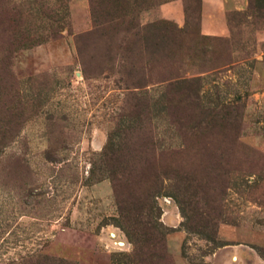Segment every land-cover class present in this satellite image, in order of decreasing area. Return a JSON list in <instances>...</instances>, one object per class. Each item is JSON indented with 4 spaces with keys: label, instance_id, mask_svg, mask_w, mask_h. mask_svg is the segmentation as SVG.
<instances>
[{
    "label": "rangeland",
    "instance_id": "rangeland-1",
    "mask_svg": "<svg viewBox=\"0 0 264 264\" xmlns=\"http://www.w3.org/2000/svg\"><path fill=\"white\" fill-rule=\"evenodd\" d=\"M0 264H264V0H0Z\"/></svg>",
    "mask_w": 264,
    "mask_h": 264
},
{
    "label": "crops",
    "instance_id": "crops-1",
    "mask_svg": "<svg viewBox=\"0 0 264 264\" xmlns=\"http://www.w3.org/2000/svg\"><path fill=\"white\" fill-rule=\"evenodd\" d=\"M223 31H224V29H223ZM226 32V31H225ZM206 33H212V32H206ZM224 33V32H223Z\"/></svg>",
    "mask_w": 264,
    "mask_h": 264
}]
</instances>
